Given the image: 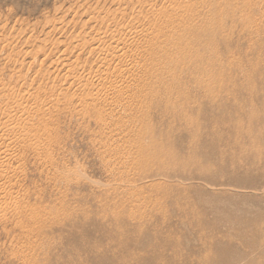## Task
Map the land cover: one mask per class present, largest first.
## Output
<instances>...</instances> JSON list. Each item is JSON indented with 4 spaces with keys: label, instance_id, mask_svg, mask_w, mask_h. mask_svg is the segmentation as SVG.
<instances>
[{
    "label": "rangeland",
    "instance_id": "obj_1",
    "mask_svg": "<svg viewBox=\"0 0 264 264\" xmlns=\"http://www.w3.org/2000/svg\"><path fill=\"white\" fill-rule=\"evenodd\" d=\"M209 1L194 11L213 19ZM230 4L217 18L220 102L205 98L194 127L135 102L127 110L123 104L107 108L97 89L87 88L86 75H100L105 54L91 53L92 39L120 44L128 61L137 59L136 49L143 57L149 24L158 12L174 17V0H0V120L7 118L5 107L18 115L15 102L24 98L23 107L33 108L34 122L45 127L30 132L37 144L17 153L24 165L20 180L13 179L17 202L41 208L56 202L61 213L76 214L102 203L108 217L102 244L101 230L88 227L94 255H105L99 260L73 253L75 243L88 247L82 229L61 227L54 241L27 236L22 219L6 210L0 214V264H264V0ZM116 24L126 28L121 37ZM127 60L111 68L129 71ZM114 76L117 85L133 87L130 76ZM205 76L209 86L212 72ZM73 81L85 89L76 90ZM170 143L177 150L168 149Z\"/></svg>",
    "mask_w": 264,
    "mask_h": 264
},
{
    "label": "bare ground",
    "instance_id": "obj_2",
    "mask_svg": "<svg viewBox=\"0 0 264 264\" xmlns=\"http://www.w3.org/2000/svg\"><path fill=\"white\" fill-rule=\"evenodd\" d=\"M245 1H247V0H245ZM209 2H211V1H209V0H174V3H176V5L179 7V8H176L178 10H177V12L175 10L176 14L174 15V17L171 16V13L158 12L157 16L159 17V19H156V17H155V19H156V20H154L155 22L149 24L150 25L149 36L147 37V40L145 42V48L146 49L145 50L143 49L144 52L142 51L143 57L141 56V54L139 52L140 50L138 51V49H136L135 52H133V53H137V59L136 60L129 59V61L131 62L130 65L132 67L131 70L128 68L129 71H131L130 75L128 74L129 71H119L117 69V67L111 68V63H113V61L115 62L116 60H118L119 63L118 62H117L118 64L115 63L116 66L120 65V63L121 64L125 63V61L127 60V57H128L127 55L129 54L128 50L127 51H126V49L124 50V48H122L121 45L118 43L113 47L112 46L106 47V45H104V42H103L104 39H102V38H104V36L102 34H101L103 36L101 38L102 41L99 40L100 38L99 39L90 38V40L92 39L90 44L92 43L91 44L92 46L93 45L96 46L95 49L93 48L91 53L95 54L96 53L95 51L98 50L97 52H103L104 51L105 54H104V56H102V59L99 63V66L101 64V68H102V70H101L102 72L100 73V75L99 76H97V74L95 75L94 74L95 72L93 73L94 75L91 72L89 75H86V76H88L87 77L88 79L86 78L87 79V85H88L87 88L93 87V88L97 89L98 92H96V95L98 96V98H101V99H97V98L96 99L99 101L100 100L104 101L105 105L108 106L107 108L112 107V106L119 107L123 104V107L125 106L124 109L127 110L130 106V102H133V103L135 102L136 103L135 106H137V107L140 106V108L143 107L145 109H150L151 111H153L154 114H155V112H157L158 116H162V115L170 116L171 118H175L177 120L179 118H184L186 120H190L189 121L190 125L197 127L199 125V120H197V118H194V115H195L194 112L196 109L197 110H203V108H205V104L203 102L204 99L205 98H207V99L212 98L213 99L212 102L214 103V105H217V103L219 104V102H220L219 93H218V89H219V85H220V80L218 81V78H219V76H218V70H219L218 57L220 55L221 49H220V40H219V36H218L219 24H218L217 18L223 10H226V9H224V7L228 8L227 6L231 5L230 3H232V2L234 3L235 0H214V5H213L214 6V18L213 19H210L211 17L210 18L209 17L205 18V16L202 17V15H200V14L196 13V11H194L196 5H199V6L203 5L204 6V5L208 4ZM180 7H182V8H180ZM196 9H197V7H196ZM90 19H91V17H90ZM106 19H108V18H106ZM93 20H94V18H93ZM88 21H89V19H88ZM92 24H93V21H92ZM101 25H102V23H101ZM95 26L97 27V25H95ZM113 27L116 29V33H118L120 35V37L125 34L124 32H125L126 28H123V26H119L116 24ZM91 28H93V27H91ZM84 30H86V29H84ZM86 34H88V33H85V35ZM85 35H84V37H85ZM104 35H105V33H104ZM88 37H90V36H88ZM76 39H79V38L76 37ZM78 41H77V43H78ZM86 42H85V44H86ZM88 43L89 42H87V44ZM81 44L82 43H79V46ZM85 44H82V45H85ZM77 46H78V44H77ZM89 47H91V46H89ZM13 49H15V48H13ZM134 56H136V55L134 54ZM132 64H133V66H132ZM66 66L68 67V65H66ZM70 68L72 70L73 67H69V69ZM78 68H79V66L76 69H78ZM81 68H83V66L80 67V69ZM87 69L90 71L92 70L89 68H87ZM122 70H124V69H122ZM207 71L212 72V78H211L209 86H206V81H205V77H206L205 74ZM86 72H83V73H86ZM98 72H100V71H98ZM73 73H74V71L72 72V74ZM114 74L117 75L114 77L118 78L119 80L125 76L126 77L130 76L132 78V81H133V87H131V88L128 87L129 88L128 89L127 87L125 88L123 86H120L121 83H119L120 85L119 84L117 85L115 83L116 79H115V81H113L114 79L111 81V78ZM71 76H70V78H71ZM96 78L98 79L97 80L98 84H96L97 82L94 81V79H96ZM18 79H20V82H21V79L23 80L22 77L21 78L18 77ZM18 79H17V81H18ZM130 81H131V79H130ZM122 82H123V80H122ZM73 83H74V81L72 82V84ZM77 84H76V87H79V86H77ZM74 85L75 84H73V86ZM81 87H79L78 89H80V88L83 89L85 86L83 85ZM60 89H62L61 91H64L65 89H68V88L61 87ZM60 89H59V91H60ZM124 89H128V91L125 92ZM76 90H77V88H76ZM0 91H2V90H0ZM26 93H27V91H26ZM6 94H7V92H6ZM28 95H30V94H28ZM80 95H82V94H80ZM32 96H33V94H32ZM12 98L13 97H11V99ZM68 98H69V96H68ZM17 99H18L17 102H15L16 106H14V107H19V108H17L19 111V114L15 115L17 112L16 113H14V112L17 110H15V109L12 110V108H10V107H5V109L3 108L4 111L2 113L4 116L6 115L7 118L4 120H0L1 144L4 142V145H5L2 147L0 144V146L2 147V148H0V199H3V202L0 203V214L4 215L6 210L7 211L11 210L10 212L15 213L17 216H19V219H22V220H20L21 222L18 219H16V220H18L21 223L22 226L21 227L19 226V227L25 231L24 233L27 236L35 235V236H37L39 238H43V239L51 237L53 239V241L58 236L57 235L58 230H60L61 227H66L67 225H69L72 227H78V228L82 229L83 234L87 238H89V243H92L94 236L92 235L93 233L88 230V227L94 226L96 228L97 232H98V230H101V231H99V232H101V234L99 236V241H100L99 243L102 244L103 241L106 239V237L104 236L103 230L106 229L105 226H106V222L108 221V217H107V208L105 205H102V203L100 201H99V203H101V205L100 204L97 205L96 206L97 208H95L92 205L91 208L89 206L87 209H81L79 214L73 213V210L72 209L68 210V208L67 209L65 208L64 212L61 213L60 207L57 205L56 202H54L56 204L53 203L50 207H47V208H41L40 206H38V207L26 206L25 207L23 203L17 202L18 197H20V196H18L19 195L18 193L15 195V192H14L15 186L13 185L15 183L13 182V179L18 178L16 182H18V180H20L19 177H21V176H19V175L22 174L21 172H22V168L24 166V165H20V160H19V156L17 155V153L20 152L19 149H21V148L28 147L29 145L33 146V145L37 144L36 139H34V136H32L30 134L31 131L35 130L36 132H39V133L45 131V127L41 124V122L40 123L34 122L35 121L34 116L37 112H33V111H35L33 108H30V107L24 108L23 107V105H24L23 102H25L24 98H17ZM92 100H93V98H92ZM92 100H90V101H92ZM101 101H100V103H101ZM94 102H95V100H94ZM7 104H8V102H7ZM95 105H96V103H95ZM88 106H89V103H88ZM103 106H104V104H103ZM135 106H134V108H135ZM89 108H90V106H89ZM216 108L218 110H220V107L216 106ZM46 110H48V109H46ZM116 111H117V109H116ZM136 111L138 114L140 113V112H138V110H136ZM78 112H79V110H78ZM89 112L92 113V111H88L87 114ZM101 112H102V110H101ZM107 114H109V113H107ZM115 115L113 114V116H115ZM95 117H96V115H95ZM211 119L215 120V119H217V117L212 114ZM99 122L98 123L95 122V123L99 124ZM106 122H107V120H106ZM48 127H50V126H48ZM159 127L160 126L154 127V132L159 130ZM42 135H43V133H42ZM40 138H38V139H40ZM45 139H46V137H45ZM47 139H48V137H47ZM2 140H3V142H2ZM46 140H44L45 143H46ZM44 146H46V145H44ZM166 146L168 147V149H170V147H172L173 149L177 150L176 143H170ZM35 148L36 147L34 146V149ZM46 151L44 153H46ZM23 152H25V151H23ZM13 194L15 195V197ZM7 201L9 202V204L6 203ZM45 202H46V200H45ZM51 202H53V201H51ZM47 204H48V202H47ZM110 221L116 226L120 222L117 218L116 219L115 218L110 219ZM49 231H51L50 234H49ZM56 231H57V233H56ZM22 234H23V232H22ZM73 239L77 241L76 237ZM89 243H88V247H84L82 249H79L75 243L74 244L75 246L73 245L74 247H72L73 253H76L78 255L80 251L81 252L84 251L86 253H83V254H88V255L92 254V256H97V258H99V260H101V258H103L105 255H94V252L96 250V249H94V246H93L94 242L92 243V246H90ZM136 263H137L136 261H131L129 264H136Z\"/></svg>",
    "mask_w": 264,
    "mask_h": 264
}]
</instances>
